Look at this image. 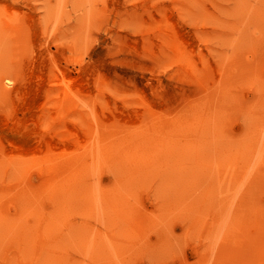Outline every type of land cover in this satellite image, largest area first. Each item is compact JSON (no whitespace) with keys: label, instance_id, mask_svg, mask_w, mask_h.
<instances>
[{"label":"rangeland","instance_id":"374dc122","mask_svg":"<svg viewBox=\"0 0 264 264\" xmlns=\"http://www.w3.org/2000/svg\"><path fill=\"white\" fill-rule=\"evenodd\" d=\"M263 136L264 0H0V264H264Z\"/></svg>","mask_w":264,"mask_h":264},{"label":"bare ground","instance_id":"6f19581e","mask_svg":"<svg viewBox=\"0 0 264 264\" xmlns=\"http://www.w3.org/2000/svg\"><path fill=\"white\" fill-rule=\"evenodd\" d=\"M196 4V3H195ZM197 5H198V3H197ZM253 7V6H252ZM205 10V9H204ZM209 11V10H208ZM17 13V12H16ZM254 13V12H253ZM256 15V14H255ZM146 17V16H145ZM177 29V28H176ZM182 34V33H181ZM235 36V35H234ZM236 36H238V35H236ZM181 37H183V36H181ZM184 38V37H183ZM233 38H235V37H233ZM181 39V38H180ZM188 38H186V42L188 41L187 40ZM185 40V39H184ZM235 42V41H234ZM183 44V43H182ZM234 44V43H233ZM233 46V45H232ZM207 47V46H206ZM192 48V47H191ZM209 49V48H208ZM230 55V54H229ZM251 56V55H250ZM251 58V57H250ZM249 57H248V59H250ZM211 62V61H210ZM34 64V63H33ZM176 67H179V66H176ZM172 68V67H171ZM164 69V68H163ZM166 69H168V68H166ZM173 69V68H172ZM33 70V69H32ZM169 71V70H168ZM33 72V71H32ZM59 72H61V71H59ZM150 72H153V71H150ZM163 73V72H162ZM40 75H43V74H41L40 73ZM69 77H70V73H69V75H68ZM188 76H190V75H188ZM63 77V76H62ZM72 77V76H71ZM31 79V78H30ZM38 79V78H37ZM68 79V78H67ZM77 79V78H76ZM63 80V79H62ZM65 80H66V78L64 77V81H62V83L64 82L65 83ZM192 80V79H191ZM31 81V80H30ZM58 81V80H57ZM52 81H50V83H51ZM82 82V81H81ZM190 82V81H189ZM70 83H73V80H70ZM69 83V84H70ZM10 84H12V83H10ZM40 84V83H39ZM146 85V84H145ZM38 86V85H37ZM67 86V85H66ZM75 86V85H74ZM76 86H78V84L76 85ZM147 86V85H146ZM41 87V86H40ZM71 87V86H70ZM69 88V87H68ZM160 88V87H159ZM31 89V88H30ZM157 89H158V87H157ZM163 89V88H162ZM37 90H39V89H37ZM160 90V89H159ZM152 91V90H151ZM150 91V92H151ZM153 92V91H152ZM29 93V92H28ZM73 93V92H72ZM36 94V93H35ZM28 95V94H27ZM30 95V94H29ZM34 97H35V95H33ZM27 97V96H26ZM25 97V98H26ZM31 97V96H30ZM24 99V98H23ZM26 99H28V98H26ZM35 99V98H34ZM41 102L43 101V100H40ZM29 105V104H28ZM40 105H41V103H40ZM88 107V106H87ZM91 108V107H90ZM92 114H94V113H92ZM95 115V114H94ZM20 116V115H19ZM7 119V118H6ZM37 121V120H36ZM130 122V121H129ZM132 122V121H131ZM6 123V122H5ZM98 126V125H97ZM96 126V127H97ZM98 128V127H97ZM105 129V128H104ZM234 130V129H233ZM240 130V129H239ZM238 131V130H237ZM81 130H79V129H70L69 131H68V133H67V135L65 136V140H67L68 142H72V140H74V139H76V138H82V134H81ZM99 132V131H98ZM264 137V136H263ZM261 141V140H260ZM47 146L45 147V148H41V147H35V148H33L34 149V151L36 150V153H39V152H41V153H39V154H41V155H43V157H45V159L46 160H53V159H57L56 158V156H55V152H59V150H63V148L61 147V146H58L56 143H55V138L53 137V138H50V139H48L47 140ZM37 145V144H36ZM62 148V149H61ZM67 148V147H66ZM65 148V149H66ZM22 149H24V151H25V148H22ZM27 150V149H26ZM27 153V155L28 156H30V152L29 151H27L26 152ZM167 153V152H166ZM169 153V152H168ZM248 153V152H247ZM242 155V154H241ZM61 160V156L57 159V161H60ZM103 178V177H102ZM206 178V177H205ZM98 179V178H97ZM96 179V180H97ZM103 179H105V178H103ZM246 179V178H245ZM56 181V180H55ZM58 181H59V179H58ZM105 181V180H104ZM108 182V181H107ZM235 187H237V186H235ZM156 188V187H155ZM224 188V187H223ZM242 190V189H241ZM149 194V193H148ZM157 194V193H156ZM158 196H159V194H157ZM158 203V202H157ZM159 204V203H158ZM10 206V205H9ZM47 206V205H46ZM13 207H11V209H12ZM15 210V209H14ZM162 211V210H161ZM97 214V213H96ZM53 220V219H52ZM78 220V219H77ZM18 221V220H17ZM45 222V221H44ZM49 222V221H48ZM52 222V221H51ZM86 223V222H85ZM158 223V222H157ZM78 225V224H77ZM131 225V224H130ZM110 226V225H109ZM20 227H22V226H20ZM94 228V227H93ZM90 229V228H89ZM76 231V230H75ZM100 231V230H99ZM11 233V232H10ZM13 233V232H12ZM18 233V232H17ZM136 233V232H135ZM180 234V233H179ZM219 234V233H218ZM11 235V234H10ZM26 235V234H25ZM28 235H30V233L28 234ZM44 235V234H43ZM74 235V234H73ZM222 235V234H221ZM36 236V235H35ZM38 236V235H37ZM31 237V236H30ZM39 237V236H38ZM9 239V238H8ZM29 239V238H28ZM29 240H31V239H29ZM43 240V239H42ZM178 240V239H177ZM219 240V239H218ZM21 241V240H20ZM44 241V240H43ZM65 246V245H64ZM189 247V246H188ZM191 247V246H190ZM189 247V248H190ZM193 247V246H192ZM195 249V248H194ZM55 250V249H54ZM136 250V249H135ZM195 251V250H194ZM10 253V252H9ZM23 254V253H22ZM85 256V255H84ZM79 258V257H78ZM30 260V259H29ZM12 263V262H11Z\"/></svg>","mask_w":264,"mask_h":264}]
</instances>
